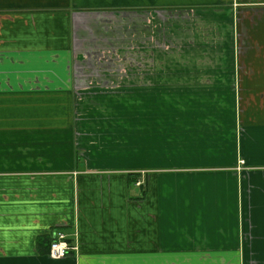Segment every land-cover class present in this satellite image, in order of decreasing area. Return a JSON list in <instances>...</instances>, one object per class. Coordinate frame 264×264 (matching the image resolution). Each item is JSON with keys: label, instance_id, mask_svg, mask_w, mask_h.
<instances>
[{"label": "crops", "instance_id": "crops-1", "mask_svg": "<svg viewBox=\"0 0 264 264\" xmlns=\"http://www.w3.org/2000/svg\"><path fill=\"white\" fill-rule=\"evenodd\" d=\"M100 21L172 48L82 86L108 108ZM0 264H264V0H0Z\"/></svg>", "mask_w": 264, "mask_h": 264}, {"label": "rangeland", "instance_id": "rangeland-1", "mask_svg": "<svg viewBox=\"0 0 264 264\" xmlns=\"http://www.w3.org/2000/svg\"><path fill=\"white\" fill-rule=\"evenodd\" d=\"M122 24L124 25V23H121L120 25H118V27L112 24L113 28H115V27H116V29L118 28V30H114V33H112V31L111 32L109 31V29H108V28H110L109 23L107 26L108 28H106V24H104V22H102V21H100L98 23V25H97V23L92 22L90 24V26L93 30L90 32H88L87 29H85V27H82L83 31H80V34H79L80 35L79 41L81 42V44L79 46L80 50L84 48L85 44H87V43H85L87 41V38L90 39L89 42H91V43L95 42L97 47L94 50V51H96L95 55H90V57L87 58L86 61L78 63L77 67H75V68H77L78 71L82 72V74H81L82 76L79 77V79H78V84L80 86V90L82 89V91H81L82 94L79 95L83 98V99H81V101L84 102V100L86 99L87 102H92V101H93L92 103L99 102L101 104V106H104L103 103H106L107 108H108L110 101L107 100V98H103V97H106V95H92V93L88 92L87 89L82 87V86H86L89 84V81H93L92 82L93 84H91V85L103 88L107 84H112L109 81L112 82V80H114L115 82H117L118 79L115 80V78L114 79L104 78L101 73H103L104 70H108L109 68L110 69L120 68V69H127V70L138 68L139 62L135 61V56L138 55V52L142 55H145V58H141V56H140V59H141L140 65H139V66H141L140 68H151V67L152 68H161L163 66L162 61L161 62H154V61H151L146 56V53L150 54L152 51H154L156 49H157V53L159 55L164 53L162 51V49H165V45L161 43L162 42L161 39L158 40V41H161L159 43V45H156V46L153 45V50H151V51H150V45H142L140 48L139 47L140 42L136 41V37L133 39L134 30H131V29L124 30L123 29L124 26ZM101 33H103V34L101 35ZM115 34L117 35L116 39L112 38L113 35H115ZM86 36H88V37H86ZM118 37L120 39H117ZM82 42H84V44H83L84 46L82 45ZM118 42H120L121 52L118 49L119 47L117 48V51H114V52L111 51V49L115 50V48L117 46H119ZM141 42H143V41H141ZM154 42H155V40H153V44H154ZM109 47H111V48H109ZM101 48H102V51H101ZM141 49H143V50H141ZM168 49H170L172 52V48L169 47L165 50L168 52V51H170ZM179 49H181V47H179ZM137 50H139V51H137ZM84 51L87 52V49H84ZM175 52H177V51L175 50ZM98 54H99V56H98ZM95 58L98 60H95ZM99 62H101V63H99ZM83 71L88 72V73H92V75H94L95 78H92L90 76L88 77V75H85L83 73ZM145 96L146 95H142V97H143L142 101L143 102L145 101ZM108 97L109 98L111 97V99H115L114 96H111V95ZM135 97H136V95H134V94H127V103H128L127 104V110L128 111L129 110L132 112L134 111V105H132V104L136 100ZM139 97H140V95H139ZM159 97H160V95H159ZM137 100H138V98H137ZM89 106L90 107L87 109L88 115L93 114L94 116H99V115L105 114V112H106V118L109 117L108 116L109 110H98V109L91 110L92 104L91 105L89 104ZM131 109H133V110H131ZM86 130H89L88 127H86ZM52 238H53V236H52ZM51 241H52V239H51ZM72 243H76L80 246V244L78 242L77 233L74 234V241ZM79 250H80V248H79ZM79 250H77L75 252V255L79 254L78 253Z\"/></svg>", "mask_w": 264, "mask_h": 264}, {"label": "built area", "instance_id": "built-area-1", "mask_svg": "<svg viewBox=\"0 0 264 264\" xmlns=\"http://www.w3.org/2000/svg\"><path fill=\"white\" fill-rule=\"evenodd\" d=\"M74 238H70L64 231L54 232L52 241L50 243L49 255L53 258H62L66 256L69 251L79 250V245L72 243Z\"/></svg>", "mask_w": 264, "mask_h": 264}, {"label": "trees", "instance_id": "trees-1", "mask_svg": "<svg viewBox=\"0 0 264 264\" xmlns=\"http://www.w3.org/2000/svg\"><path fill=\"white\" fill-rule=\"evenodd\" d=\"M111 101H117V100H114V99H112ZM128 104V103H127ZM132 111H128L127 110V118L128 119H130V118H133V116L130 114ZM129 176H130V180H129V182H130V186H132V185H134V181H135V177H134V175H133V173H131V174H129ZM66 233V232H65ZM69 236V235H68Z\"/></svg>", "mask_w": 264, "mask_h": 264}]
</instances>
